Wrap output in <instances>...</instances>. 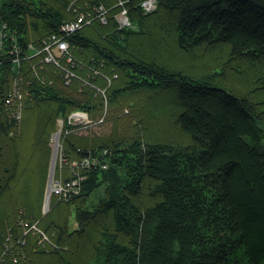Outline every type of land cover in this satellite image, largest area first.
Masks as SVG:
<instances>
[{
  "label": "trees",
  "instance_id": "obj_1",
  "mask_svg": "<svg viewBox=\"0 0 264 264\" xmlns=\"http://www.w3.org/2000/svg\"><path fill=\"white\" fill-rule=\"evenodd\" d=\"M145 1L2 0L0 264H264V0Z\"/></svg>",
  "mask_w": 264,
  "mask_h": 264
},
{
  "label": "rangeland",
  "instance_id": "obj_2",
  "mask_svg": "<svg viewBox=\"0 0 264 264\" xmlns=\"http://www.w3.org/2000/svg\"><path fill=\"white\" fill-rule=\"evenodd\" d=\"M1 4H2V0H0V6H1ZM143 5L147 11H151L156 7V3L154 0H147L143 3ZM119 20H120V23L122 26H130L131 25V21L129 20L128 15H127L125 10L122 11L121 14H119ZM62 25L68 26L69 21L62 23ZM0 26H3V25L0 24ZM62 31L65 33L71 32L70 29H64ZM60 52H62V51H60ZM57 53H59V52L57 51ZM51 59H53V58H51ZM16 60H17V58H16ZM231 76H233L232 78L236 77L234 75H231ZM236 80L240 84H244V82L242 80H238V78ZM129 96H130V99H132L130 103L128 100H123L121 103L120 109L119 108L117 110L111 109V111L106 116V118L104 120H103V118H101L98 123H94L89 118L88 114L81 113V112H77V114H79L78 116L72 114V122L74 124H89L88 126H86L85 129L81 130L82 132L88 133L89 131H91V132L100 133L102 135L103 134H110L112 131H114L115 125L118 122L117 129H118V131L121 132V134H129V133L131 134L134 132V129H138V126L135 122L137 120L140 122V114L135 112L134 107H136L137 112H140L141 107L144 104L145 96H143V93L132 94ZM132 103H135L134 107H133ZM115 113L120 114L118 119H117V122H115L114 120H111L109 118L111 114L114 115ZM63 125H64L63 119H59L57 122V130L51 135L50 143H49L50 147H51V151H52V155H51V163H52V157L54 154V149H55L56 144L59 142V147H58V151L56 154L55 172H54V175L51 179L50 186H49L51 197L57 190H59V188L62 187L57 182L58 180L55 179V175H56L57 165L60 161H62L61 160V153H62L63 143L61 140V133L63 130ZM57 136H59L58 140H57ZM51 163H50V166H51ZM49 173H50V169H49ZM49 177H48V181H47V187H46L44 203H43L44 212H47L51 207V197H50V201H49V206L48 207L45 206L46 194H47L48 184H49ZM69 221H70V228L71 229L76 228L78 226L77 221L75 219V208L74 207L71 208ZM88 257L90 258L92 256H88Z\"/></svg>",
  "mask_w": 264,
  "mask_h": 264
},
{
  "label": "built area",
  "instance_id": "obj_3",
  "mask_svg": "<svg viewBox=\"0 0 264 264\" xmlns=\"http://www.w3.org/2000/svg\"><path fill=\"white\" fill-rule=\"evenodd\" d=\"M1 25H3V26H1V28H0V36L2 35V28H6V23H0ZM78 27H79V22H77V21H71V22H69V25L68 26H66V25H63V30L64 29H70L71 30V32L72 31H75V30H77L78 29ZM0 44H1V41H0ZM67 43L66 42H63V41H60L58 44H57V46H56V49L57 50H59V51H63V50H65L66 48H67ZM58 182V181H57ZM59 183V182H58ZM60 184V186H62L61 188H59V190H57L56 191V193H59V192H62L63 190H64V186L61 184V183H59Z\"/></svg>",
  "mask_w": 264,
  "mask_h": 264
},
{
  "label": "water",
  "instance_id": "obj_4",
  "mask_svg": "<svg viewBox=\"0 0 264 264\" xmlns=\"http://www.w3.org/2000/svg\"><path fill=\"white\" fill-rule=\"evenodd\" d=\"M73 115L78 116L79 114L74 113ZM58 137H59V136H57V140H58ZM58 147H59V142H58V143L56 144V146H55L54 154H53V157H52V163H51V166H50L49 184H48V190H47L46 200H45V206H47V207L49 206V201H50V197H51L49 186H50L51 179H52V177H53V175H54V172H55V166H56V154H57V151H58Z\"/></svg>",
  "mask_w": 264,
  "mask_h": 264
}]
</instances>
